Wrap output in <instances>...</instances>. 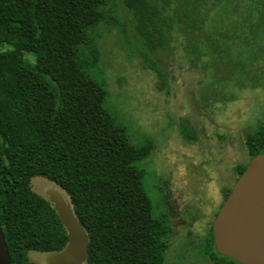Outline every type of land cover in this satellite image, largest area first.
<instances>
[{
	"label": "trees",
	"instance_id": "16d2710c",
	"mask_svg": "<svg viewBox=\"0 0 264 264\" xmlns=\"http://www.w3.org/2000/svg\"><path fill=\"white\" fill-rule=\"evenodd\" d=\"M243 1L0 0V226L12 264H35L30 252H58L68 242L53 204L32 189L35 177L69 197L89 235L88 264L164 263L169 215L155 216L146 173L137 166L151 147L133 144L105 108L106 86L87 71L84 54L98 63L104 27L98 28L122 8L125 29L131 21L144 58L164 79L150 54L168 49L177 36L201 56L206 52L189 33L204 34L212 55L227 52L213 46L214 35L239 38L247 50V37L264 34L261 0L250 2L258 15L240 14L234 19L239 28L222 32L223 22L246 7ZM263 43L252 44L255 63ZM183 135L191 139L186 129ZM247 148L252 158L264 153V120ZM245 169L237 167L239 174ZM206 238L205 256L213 264H241L218 253L212 228Z\"/></svg>",
	"mask_w": 264,
	"mask_h": 264
},
{
	"label": "rangeland",
	"instance_id": "374dc122",
	"mask_svg": "<svg viewBox=\"0 0 264 264\" xmlns=\"http://www.w3.org/2000/svg\"><path fill=\"white\" fill-rule=\"evenodd\" d=\"M256 1L244 0L246 7L223 22L222 32L238 29L235 20L240 14L258 15L250 5ZM125 14L120 8L99 26V31L104 27L100 59L97 63L86 52L87 71L106 86L105 108L131 142L151 147L137 166L146 173L145 187L155 216L164 220L163 214L170 215L165 219L169 248L163 264H213L205 256L206 237L225 194L236 184L237 167L252 159L247 138L264 120V55L253 62L252 47L264 42V34L257 40L247 37V50L240 48L239 38L230 42L214 35L213 46L229 53L212 55L205 48L204 34L189 33L206 52L201 56L177 36L168 49L150 54L166 72L162 79L144 58L130 20L132 30L125 29L129 26ZM230 45L234 47L227 48ZM27 58L34 61L32 55ZM184 129L191 139L183 135ZM31 184L42 196L56 189L69 198L42 177L33 178ZM29 256L35 264H47L46 253L32 251Z\"/></svg>",
	"mask_w": 264,
	"mask_h": 264
},
{
	"label": "water",
	"instance_id": "95a60500",
	"mask_svg": "<svg viewBox=\"0 0 264 264\" xmlns=\"http://www.w3.org/2000/svg\"><path fill=\"white\" fill-rule=\"evenodd\" d=\"M67 233L66 246L47 254V264H88L89 235L72 203L59 190L47 192ZM216 250L241 264H264V153L254 156L214 222ZM0 264H12L0 226Z\"/></svg>",
	"mask_w": 264,
	"mask_h": 264
},
{
	"label": "flooded vegetation",
	"instance_id": "af4514ba",
	"mask_svg": "<svg viewBox=\"0 0 264 264\" xmlns=\"http://www.w3.org/2000/svg\"><path fill=\"white\" fill-rule=\"evenodd\" d=\"M251 161V160H250ZM246 167H247V165H246ZM244 172V171H243ZM242 174H239L238 175V178H237V180L240 178V176H241ZM237 180H236V182H237ZM32 185V184H31ZM235 186V185H234ZM234 187H232L226 194H225V199H224V201H223V203L221 204V206L224 204V202L226 201V199L228 198V196L230 195V193H231V191H232V189H233ZM45 197V196H44ZM47 199H48V197H46ZM162 203H164V202H166V200H165V197H162ZM221 206H220V208H221ZM170 216V215H169ZM216 218V217H215ZM215 220V219H214ZM214 222V221H213ZM212 229H213V223H212V227H211ZM210 232V231H209ZM208 235H209V233H208Z\"/></svg>",
	"mask_w": 264,
	"mask_h": 264
}]
</instances>
